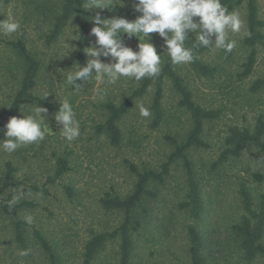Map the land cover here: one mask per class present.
Segmentation results:
<instances>
[{
  "label": "rangeland",
  "instance_id": "obj_1",
  "mask_svg": "<svg viewBox=\"0 0 264 264\" xmlns=\"http://www.w3.org/2000/svg\"><path fill=\"white\" fill-rule=\"evenodd\" d=\"M57 0H11L0 5V20L13 18L20 23V29L11 35L0 34V66L4 61L9 68H15L18 57L8 46V41L24 38L27 45L40 56L45 64L44 77L40 80L38 92L45 94L58 106L46 116L50 128L45 139L44 155L31 160L18 174L24 184L16 191L18 205L23 200H34L38 207H25L19 210L24 217L31 215L34 222H25V242L21 244L15 237L11 219L0 208V264H48L45 252L35 238L39 230L50 241L63 264H83L84 245L91 237V230L111 231L123 220L124 213L105 209L101 199L107 192L125 196L132 189L134 176L129 170V162L139 167L149 166L160 170L168 156L175 150L170 136L181 141L188 131L190 120L184 108L179 106L180 96L170 80L164 86L162 100L165 112L163 120L154 125L153 100L155 88L138 98L130 113L121 125L124 138L121 146H113L105 136L95 133V126L102 120V102L107 94L117 98L129 91L132 80L121 77L113 85L99 82L93 77L79 90L65 86L63 73L75 69L73 51L79 22H70L64 28L57 42L48 46L45 34L50 27L53 4ZM119 3L120 0H114ZM134 0H123L121 10L113 12L111 18L124 17L135 20L140 13L133 9ZM260 16L264 19V0H258ZM101 10V9H100ZM244 22L242 33H229V39L236 42L231 58L223 49L210 48L202 59L217 70L212 75L195 71L190 64L180 65L179 73L194 92L195 99L203 107L219 111V117L208 122L205 139L210 144L206 150L192 149L189 153L197 172L204 208L199 219L189 217L181 207L189 189L187 170L182 159L171 165L169 176L163 184H158V197L145 203L147 224L135 234V249L132 264H190L188 254L187 226L197 225L206 238L204 253L209 264H264V257L252 261L245 258L231 225L243 213L239 196L240 182L256 187L264 192V183L253 180L254 172L264 171V156L255 147L245 149L239 159H231L225 164L214 166L223 147V138L231 126L253 127L261 117L264 119V88L251 89L253 83L264 78V49L258 48V60L253 73L241 78L243 63L250 49L243 44V32L247 25V10L243 4L238 9ZM126 46L137 50L139 39L129 38L126 33ZM150 42L157 50L163 46V39L157 33L150 34ZM143 40V37H141ZM93 37L90 46L95 44ZM214 42L215 37H212ZM89 46V47H90ZM105 63L111 58L101 56ZM0 67V119L3 106L11 96L13 79L9 72ZM95 75V70H94ZM96 89L103 90L97 93ZM68 99L73 105L80 124L81 135L69 143L62 134V125L54 119L60 101ZM141 107L149 109L151 115L142 117ZM27 114V110L23 115ZM26 145L30 157L37 151L42 141ZM70 155L71 170L54 184H47L45 192L24 193L23 188L31 182L43 185L53 161V149ZM32 149V150H30ZM14 155L0 150V188L5 184L4 160ZM34 157V156H33ZM53 158V157H52ZM70 186L72 195L66 191ZM12 188L6 189L8 197ZM5 202V201H4ZM16 209V207L14 208ZM25 221V220H24ZM27 250V256H21ZM118 241H110L99 253L95 264L117 263Z\"/></svg>",
  "mask_w": 264,
  "mask_h": 264
},
{
  "label": "trees",
  "instance_id": "obj_2",
  "mask_svg": "<svg viewBox=\"0 0 264 264\" xmlns=\"http://www.w3.org/2000/svg\"><path fill=\"white\" fill-rule=\"evenodd\" d=\"M10 1L0 0V5L7 4ZM116 2L114 1L115 6L111 9L85 10L82 6L84 0H57L53 4L50 27L45 34L47 45L51 46L57 42L64 28L70 22L74 20L79 22L76 36L79 39H76L75 42L73 64L75 67L77 64L83 66L89 58L84 49L90 46L91 40L94 37L91 34V29L94 26L91 17L99 11L103 18L109 19L113 12L121 10V4ZM221 3L229 11L236 12L241 5L244 4L246 6L247 25L245 31L250 35H244L242 42L250 51L246 57V61L242 65L243 71L239 73L241 78H246L254 71L258 60V48L262 47L264 49V19L260 16L258 0H221ZM120 35L126 44L128 39L124 33H120ZM188 36L190 39L186 41V45L191 46L194 41V34L189 32ZM162 44V48L157 50L158 54H163L162 71L158 77L145 78L140 82L132 80L129 91L121 95V97H111L108 95V92L104 91L107 94V98L101 104L103 117L96 124L95 133L98 136H105L113 146H121L124 138L121 125L123 119L130 113L136 100L147 94L152 87L155 88L153 100V110L155 112L154 125H158L165 115L162 100L167 80L172 82L173 88L180 96L179 106L184 108L189 116V129L183 135L181 141L170 136V139L175 144V150L168 156V159L162 164L160 170L149 166L139 167L131 162L128 163L129 170L134 176L131 191L125 196L114 192H107L101 199V203L105 209L123 211V220L111 231L99 232L91 230V237L84 245L83 264H95L99 253L110 241H118L116 264H132L136 245L135 234L147 224L145 203L150 199L158 197L156 191L157 185L165 182L166 177L170 174L171 165L178 159L184 161L189 185L186 198L181 202V207L187 212L189 217L194 219L200 218L201 211L204 208L201 189L197 180V172L194 169L189 153L192 149L206 150L210 148L209 142L204 137L206 125L208 122L217 119L220 113L217 110L205 108L197 102L194 92L179 73L180 65H173L171 63L170 58L166 54L167 49L164 40ZM8 46L16 53L18 60L15 68H12V70L5 61L0 66L5 70V75L9 72L13 79V90L9 100L3 106V117L0 119V140L5 138L4 131L6 129L4 126L9 118L12 116H23V113L20 111L22 105L40 104L48 109V113L58 107L49 98L45 97L42 99L43 94L38 92L40 80L44 77L45 72L43 59L27 45V41L24 38L9 40ZM209 49L204 47L198 48L196 50L198 58L190 63L195 71L204 75H212L217 70L215 66L206 63L202 59V56ZM224 53L227 58H231L232 51H224ZM81 83L85 85L87 82ZM263 88L264 78L256 80L251 87L253 91H259ZM46 144V139L42 141L41 145L34 144L38 148L33 153L34 157H30V153L23 146L13 152L14 155L4 160L5 184L0 188V208L11 219L15 237L21 244L25 242V221L17 209L38 207L39 203L34 200H23L18 205L10 208L8 201L24 184L23 180L17 178L19 172L24 170V167L29 165L31 160L44 155ZM251 146L255 147L264 156V119L261 117L253 127L246 125H234L230 127L229 132L223 138V147L214 166L225 164L231 159H239L245 149ZM52 149L50 161L53 162L49 168L46 183L39 185L33 181L24 186V193H48L47 184H54L58 179H61L70 172V155L65 151ZM252 177L258 184L264 183V171L254 172ZM9 188H12V190L8 197H4L5 190ZM66 191L72 195L70 186H66ZM238 192L243 213L238 221L231 225V231L245 258L252 261L258 257H264V192H258L255 186L246 182H240ZM15 207L16 209H14ZM187 237L190 264H209L204 253L206 238L200 228L195 224H189L187 226ZM35 238L45 252L48 264H63L50 241L41 231H35Z\"/></svg>",
  "mask_w": 264,
  "mask_h": 264
},
{
  "label": "clouds",
  "instance_id": "obj_3",
  "mask_svg": "<svg viewBox=\"0 0 264 264\" xmlns=\"http://www.w3.org/2000/svg\"><path fill=\"white\" fill-rule=\"evenodd\" d=\"M123 0L119 3L122 4ZM83 8L111 9L114 0H84ZM133 9L140 13L135 20L124 17L105 19L99 11L91 20L94 26L91 34L96 38L93 46L84 49L89 57L81 66L63 73L65 86L79 90L84 87L81 82H92V78L102 83L113 85L121 77L140 82L145 78H156L162 71L163 54H158L150 34L158 33L164 40L166 54L173 65H187L198 58L196 50L200 47L223 49L231 52L236 42L229 39V33H242L244 22L236 11L229 9L221 0H134ZM198 18V19H197ZM20 29V23L13 18L0 20V34L8 36ZM194 34L191 46L186 45ZM120 33H126L129 38L139 39L137 50L126 46ZM244 35H250L246 31ZM215 37L213 42L212 37ZM143 37V40L141 39ZM79 39V38H73ZM101 56L111 58L112 62L105 63ZM95 70V75H93ZM97 93L102 92L96 89ZM47 91L43 97L48 95ZM59 109L54 119L62 125L61 134L69 143L81 135L80 124L76 118L73 105L68 99L60 101ZM27 114L22 117L12 116L4 128V139L0 140V150L13 153L17 149L43 141L50 129L46 123L48 109L40 104L22 105L20 111ZM140 115L149 117L150 111L141 107ZM18 202L13 196L8 201L11 208ZM28 224L34 222V217H24ZM21 256H27V250H21Z\"/></svg>",
  "mask_w": 264,
  "mask_h": 264
}]
</instances>
